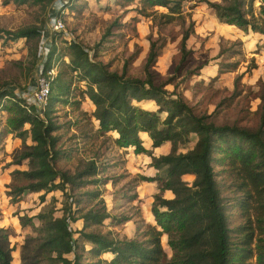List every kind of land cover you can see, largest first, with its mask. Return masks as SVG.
I'll use <instances>...</instances> for the list:
<instances>
[{"label":"rangeland","instance_id":"rangeland-1","mask_svg":"<svg viewBox=\"0 0 264 264\" xmlns=\"http://www.w3.org/2000/svg\"><path fill=\"white\" fill-rule=\"evenodd\" d=\"M55 2L62 5V12L58 15L65 24L68 37L50 34V65L69 85V92L59 93L56 96L58 100L51 102L47 109L55 128L53 135L59 140L56 149L61 155L56 168L75 173L93 162L97 175L83 180L97 182L82 189L72 190L66 186L64 193L53 190L13 196V188L25 184L22 180H14L13 173L28 170L27 161L18 165L16 160L23 151V144L31 146L32 141L29 135L19 137L18 131L11 128L9 121L14 111L9 109V100L12 98H1L0 228L7 229L10 234L14 248L12 264H20V249L26 237L42 235L40 229L44 217L61 218L64 211L71 217L78 216L80 210L85 211L96 204L95 200L84 195L95 188L106 205L108 218L102 226L91 227L88 231L129 241L141 238L146 226L154 224L151 207L159 190L157 183L151 180L162 173H157L151 166L148 155H135L132 147L126 150L117 148L113 143L116 133H99L93 114L95 107L84 94L86 83L80 82L76 77L79 72L74 73L69 67L67 48L70 44H78L92 63L102 65L110 73L144 80L150 42L161 43L159 57L149 70L157 86L162 85L165 92L178 95L196 115H208L209 121L218 126L236 125L264 132V108L259 99L264 98L263 39L221 22L215 11L207 6V2L220 3V0L184 2L185 25L178 20L163 24L158 17L140 15L139 0H52L41 5L0 0V92L11 93L18 100L21 92L32 84L40 41V34L35 39L9 40L4 32L34 28L41 33L52 15ZM154 10L164 12L159 8ZM186 30L191 34L186 41L188 54L183 60L180 43ZM221 64H236V69L219 74ZM55 94L56 91L51 92L49 99H53ZM138 106L152 112L158 109L154 102L148 100ZM164 116L161 114V118ZM28 129L29 126L25 125L20 132ZM140 137L143 146L153 156L168 154L170 144L150 150L148 137L145 134ZM195 141V135H190L189 142L180 146L179 152L192 149ZM221 156L220 153L213 155L217 159ZM213 170L226 209L230 240L236 246L245 233L258 225L263 226L256 219L264 221V215L257 213L254 199L244 197L240 185L242 179L227 162H213ZM182 179L191 184L194 177L186 175ZM162 195L171 197L167 191ZM27 221L31 226H22ZM70 226L76 239L83 227L82 220L71 221ZM257 234L258 231L252 245L254 254ZM161 244L169 259L172 253L166 237H162ZM90 248L91 245L82 242L77 245L80 264H109L110 254L95 258L89 253ZM68 258L72 259V256ZM246 264H255V257Z\"/></svg>","mask_w":264,"mask_h":264},{"label":"trees","instance_id":"trees-1","mask_svg":"<svg viewBox=\"0 0 264 264\" xmlns=\"http://www.w3.org/2000/svg\"><path fill=\"white\" fill-rule=\"evenodd\" d=\"M34 5L49 4L52 0H13ZM131 2L133 0H125ZM187 0H139V14L145 17H158L163 24L176 20L185 25L182 7ZM220 3L207 2L217 18L228 26L243 32L264 36V0H220ZM155 8L164 12L158 13ZM192 25V24H191ZM9 40L20 38L35 39L40 32L37 29H23L16 32L5 31ZM191 32H183L180 50L183 60L187 57L186 41ZM163 44L150 42L145 61L146 79L126 78L108 72L102 65L94 64L88 54L78 44H70L69 67L80 82H85L84 93L95 107L94 118L98 122L99 133H116L113 143L117 148L132 147L135 155L146 154L151 166L162 173L151 181L158 185L159 193L154 196L151 207L153 225L146 226L141 238L119 240L109 234L88 231L91 227L103 225L108 218L106 205L99 198L95 188L85 193L96 204L78 216L70 213L61 218H43L40 235L26 237L20 249V264H80L77 245H91L92 257L102 254L112 256L109 264H246L255 257V264H264V221L257 217L259 224L252 231L245 233L239 245H234L227 227L226 209L215 180L213 162H227L240 175L241 189L246 199H254L258 212L264 215V132L261 129L250 130L236 125L218 126L209 121L210 116H198L186 101L175 94L163 90V86L154 83L149 72ZM52 53L46 64H51ZM236 64H221L219 74L232 72ZM56 91L55 97L49 99L43 117L38 116L34 106L28 109L23 100H16L13 94L0 92L1 98L9 100V109L14 111L9 125L18 131L19 137L30 136L31 146L23 144V151L16 163L27 161L28 170L15 171L14 180L25 182L12 190L13 196L26 192L39 193L58 190L64 193L66 186L72 190L93 186L97 181L87 182V177H95L97 168L90 162L83 170L75 173L56 168L60 157L57 150L58 138L53 133L55 128L49 120L47 111L51 102L58 100L59 93L69 92V85L59 74L51 83L50 93ZM3 98V99H4ZM264 108V98H259ZM152 101L158 107L156 112L141 108L133 102ZM29 110V111H28ZM164 114V118H161ZM25 125L28 130L20 132ZM145 134L150 140V150L170 144L168 154L159 157L143 146L140 135ZM190 135L196 141L192 149L185 153L179 147L189 142ZM220 153L221 158L213 155ZM194 177L191 184L183 181V176ZM243 187V188H242ZM168 191L172 197L164 198ZM242 207V205H240ZM79 210V208L77 209ZM82 220V229L78 237L70 226L71 221ZM250 223V218H247ZM30 222L22 223L28 226ZM31 226V225H30ZM257 243L253 253L255 232ZM166 237L171 250L168 259L162 247L161 239ZM14 248L11 246L7 229L0 228V264H12ZM254 254V255H253ZM71 255L72 259L68 256Z\"/></svg>","mask_w":264,"mask_h":264},{"label":"built area","instance_id":"built-area-1","mask_svg":"<svg viewBox=\"0 0 264 264\" xmlns=\"http://www.w3.org/2000/svg\"><path fill=\"white\" fill-rule=\"evenodd\" d=\"M60 2L53 4L52 15L48 19L45 29L40 33V41L37 49L36 75L32 84L21 92L19 99L23 100L24 106L28 109L34 106L39 117H42L49 101L51 83L57 76L53 65L46 66L52 53V45L49 40L50 34L68 37L65 24L58 13L62 12ZM29 111V110H28Z\"/></svg>","mask_w":264,"mask_h":264},{"label":"crops","instance_id":"crops-1","mask_svg":"<svg viewBox=\"0 0 264 264\" xmlns=\"http://www.w3.org/2000/svg\"><path fill=\"white\" fill-rule=\"evenodd\" d=\"M256 35H258V34H256ZM258 36H260V37H262V44L264 45V36H262V35H258ZM143 101H141V102H139V103H134V104H136V105H138V104H140L141 105V103H142ZM150 144H151V142H150ZM150 144H149V146H150ZM165 145H167V144H165ZM165 145H163V146H165ZM162 147V146H161ZM161 147H159V148H161ZM127 148H124L123 150H126ZM156 149H158V148H156ZM156 149H154V150H156ZM134 153V152H133ZM168 192V191H167ZM171 197H172V195H171ZM170 197V198H171ZM170 198H166V199H170Z\"/></svg>","mask_w":264,"mask_h":264}]
</instances>
